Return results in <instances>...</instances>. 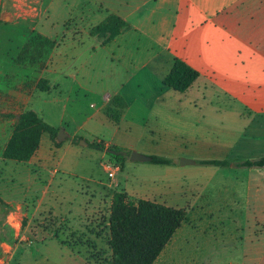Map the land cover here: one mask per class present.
Here are the masks:
<instances>
[{
  "label": "crops",
  "instance_id": "1",
  "mask_svg": "<svg viewBox=\"0 0 264 264\" xmlns=\"http://www.w3.org/2000/svg\"><path fill=\"white\" fill-rule=\"evenodd\" d=\"M112 14L126 21L129 28L104 45L91 31ZM0 25L7 31L0 35L2 44L15 39L25 43L35 34L56 43L45 62L25 58V54L0 63V77L12 85L0 94L7 93L14 101L0 115L13 118L14 126L20 114L32 110L41 79L50 84V90L41 93L55 90L68 100L80 92L104 98L98 108L91 104L96 110L82 120L73 114L66 119L63 106L58 124H48L68 136L59 142L44 132L39 148L27 162L4 159L11 136L2 146L0 180L8 182L9 190L7 196L0 192V198L18 211L24 205L13 204L12 196H37L39 207L46 205L49 212L73 227L78 214L92 212L101 193L110 190L125 192L133 200L186 209L192 201L189 184L196 186L195 204L200 196L194 166L208 160L207 149L218 151L217 145L202 142L197 135L215 128V117L223 109L234 110L232 106L238 107V115L264 116V0H1ZM176 59L199 73L185 92L164 85ZM32 71L36 74L33 90L25 86ZM115 98L126 105L118 123L107 113ZM149 119L156 128L149 125ZM75 138L89 145L95 142L147 156L194 160L195 164L164 166L166 169L142 182H128L122 188L120 183L109 185L108 190L100 188L91 195L82 190L81 194L87 195L82 203L77 202V214H72V207L59 214L51 188L59 179L56 191L63 192L60 174L72 173L82 150L90 147L76 145ZM100 153L104 161L106 152ZM128 162L141 168L130 158L124 167ZM86 167L89 169L88 164ZM101 167L106 172L103 162ZM254 189L248 181L247 191ZM176 235L154 264L206 261L207 254L178 253L185 239H175ZM261 242L243 245L244 261L264 264ZM222 252L215 254V261L225 259ZM229 259L235 262L233 257ZM0 264L93 263L82 248L62 239H0Z\"/></svg>",
  "mask_w": 264,
  "mask_h": 264
},
{
  "label": "rangeland",
  "instance_id": "2",
  "mask_svg": "<svg viewBox=\"0 0 264 264\" xmlns=\"http://www.w3.org/2000/svg\"><path fill=\"white\" fill-rule=\"evenodd\" d=\"M69 28L71 29L70 26ZM6 32V29L0 25V35H5ZM49 51L44 40H38L35 46L30 45V40L24 43L22 39H15L4 44L0 40V63L23 58L25 54H27L25 58L30 56L31 59L45 62L50 57ZM35 78L36 74L32 71L25 86L33 90ZM10 86L12 85L6 78L0 77V93L6 92ZM103 101V97L95 99V96H87L83 92L73 95L72 99L68 100L66 95L59 96L57 91L52 90L48 93L38 92L30 108L47 123L58 124L63 106L67 108L66 119L73 114L78 120H82L86 114L96 110L91 104H95L98 108ZM12 102L14 101L8 99L7 93L0 94V112ZM232 108L234 110L220 111V115L215 117V128L208 127L197 135L200 141L217 145V152L211 151L210 148L206 150V159L226 160L228 165L204 166L197 162V166H194L198 169L194 172V176L198 177L197 185L200 186L199 200L195 204L198 196L194 188L196 186L189 184V197L192 201L188 208L185 207L188 221L182 224L175 239L179 237L185 239L178 253L195 256L207 254V256L204 262L184 264H261V262L249 263L243 260L245 258L243 245L248 241H264V168H248L242 165L246 161L257 160L264 156V116H248L243 112L238 115L236 114L238 107L232 106ZM4 115H0V149L8 141L14 128L13 118H5ZM149 120V125L156 128L154 120ZM76 145H80V142ZM187 147L191 148V146ZM82 151L83 154L77 158L79 164L74 167L72 173L60 174L63 180L61 187L63 192L56 191L59 179L51 188L54 193L52 203L58 205L55 207L59 214H64L66 207L67 210L70 207L74 208L72 214H77V202L82 203L87 195L81 194L82 190L91 195L99 193L100 188L108 190L109 185L116 187L120 183L122 188L128 182H142L144 177L149 178L157 170L166 169L164 166L153 165L150 162H135L139 163L138 167L147 169L142 171L141 168H134L131 162H128L130 164L127 167L120 169L115 178L110 179L101 167V162L103 164L113 162L115 166L118 163L111 161L107 154L106 159L101 160V151L91 146ZM132 152L134 151H131L130 155ZM172 160L178 165L182 159ZM86 164L89 165V169ZM248 181L254 185L255 189L252 193L247 191ZM8 190V182L0 180V192L7 196ZM101 194L96 202L97 207L92 212H80L73 227H70L63 218L49 212L46 205L39 207V197L12 196L15 201L13 204H23L24 208L18 211L7 204L0 205V239H62L82 248L93 264H112L113 256L108 246L110 238L108 221L114 192L110 190ZM192 194L196 196L191 197ZM60 200H63L62 205ZM220 250L223 251L225 259L215 261V254ZM231 257L235 262L229 259Z\"/></svg>",
  "mask_w": 264,
  "mask_h": 264
},
{
  "label": "trees",
  "instance_id": "3",
  "mask_svg": "<svg viewBox=\"0 0 264 264\" xmlns=\"http://www.w3.org/2000/svg\"><path fill=\"white\" fill-rule=\"evenodd\" d=\"M129 28L126 21L116 15H109L107 19L94 27L93 36L99 37L106 45ZM38 40H44L49 52L56 43L35 34L30 39V45L35 46ZM199 73L181 60L176 59L172 70L164 80V85L178 92L187 91L198 79ZM40 92L50 90L49 81L41 79L37 85ZM125 103L119 98L112 101L107 113L118 123ZM11 138L3 152L6 160L27 162L39 148L41 136L44 132L51 134L56 141L58 130L46 123L33 110H27L19 115ZM80 138L74 143L79 144ZM60 145V143H57ZM94 149L106 152L111 161H116L121 169L130 157V152L118 147L106 148L103 144L91 143ZM108 150L114 154L107 153ZM150 164L158 166H173L176 162L161 156H150ZM199 164L204 166H227L226 160H204ZM248 168H264V156L257 160L246 161L242 165ZM0 205L6 203L0 198ZM188 221L185 209H176L148 200H133L125 192H115L108 221L110 238L108 246L112 252V264H154L164 248L172 241L182 224Z\"/></svg>",
  "mask_w": 264,
  "mask_h": 264
},
{
  "label": "water",
  "instance_id": "4",
  "mask_svg": "<svg viewBox=\"0 0 264 264\" xmlns=\"http://www.w3.org/2000/svg\"><path fill=\"white\" fill-rule=\"evenodd\" d=\"M18 118H20V117H18ZM64 135H65L64 130L61 129L59 131L58 138H57L59 142H62L68 136V135H65V136ZM80 145L81 146H88V143L85 142L84 140H82V141H80ZM107 153L114 154V151L108 150ZM130 160L132 162H143L144 163V162H150L151 158H150V156H146V155H143L141 153L134 151L130 155ZM180 164L182 166H187V165L195 164V161L182 159Z\"/></svg>",
  "mask_w": 264,
  "mask_h": 264
},
{
  "label": "built area",
  "instance_id": "5",
  "mask_svg": "<svg viewBox=\"0 0 264 264\" xmlns=\"http://www.w3.org/2000/svg\"><path fill=\"white\" fill-rule=\"evenodd\" d=\"M104 168L106 170V172L108 173V176L110 179H114L117 172L120 171L121 167L119 166V164H117L116 166L113 164V162H105L104 163Z\"/></svg>",
  "mask_w": 264,
  "mask_h": 264
}]
</instances>
